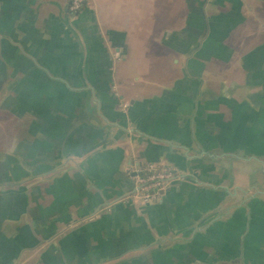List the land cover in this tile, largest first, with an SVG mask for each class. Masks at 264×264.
Here are the masks:
<instances>
[{
  "label": "crops",
  "instance_id": "obj_1",
  "mask_svg": "<svg viewBox=\"0 0 264 264\" xmlns=\"http://www.w3.org/2000/svg\"><path fill=\"white\" fill-rule=\"evenodd\" d=\"M70 2L0 0V264H264V0Z\"/></svg>",
  "mask_w": 264,
  "mask_h": 264
},
{
  "label": "built area",
  "instance_id": "obj_2",
  "mask_svg": "<svg viewBox=\"0 0 264 264\" xmlns=\"http://www.w3.org/2000/svg\"><path fill=\"white\" fill-rule=\"evenodd\" d=\"M85 0H71L70 12L75 16L84 8ZM176 179L178 173L167 166L148 165L144 168V175L136 177L138 198L147 202H157L166 193L168 187Z\"/></svg>",
  "mask_w": 264,
  "mask_h": 264
},
{
  "label": "rangeland",
  "instance_id": "obj_3",
  "mask_svg": "<svg viewBox=\"0 0 264 264\" xmlns=\"http://www.w3.org/2000/svg\"><path fill=\"white\" fill-rule=\"evenodd\" d=\"M167 167L172 169V167H169V166H167Z\"/></svg>",
  "mask_w": 264,
  "mask_h": 264
}]
</instances>
